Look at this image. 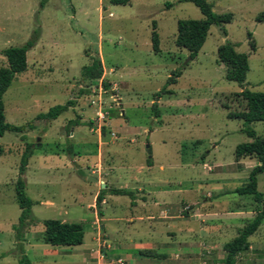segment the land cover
Listing matches in <instances>:
<instances>
[{
  "label": "rangeland",
  "instance_id": "obj_1",
  "mask_svg": "<svg viewBox=\"0 0 264 264\" xmlns=\"http://www.w3.org/2000/svg\"><path fill=\"white\" fill-rule=\"evenodd\" d=\"M208 1L233 19L224 25L228 35L212 25L192 58L176 44L180 19L204 17L190 1L0 0V51L40 30L28 69L4 94L6 120L34 128L0 139V264L19 263V244L32 264H225L224 245L264 202L236 192L257 159L235 158L237 145L253 138L243 119L230 117L246 102L218 62V47L231 41L247 53L245 88L264 91V22L256 20L264 0ZM95 58L104 74L90 82L83 67ZM7 65L0 52V68ZM68 101L74 104L59 118L37 119ZM250 126L264 137V121ZM28 143L34 155L24 178L39 221L18 240L15 184ZM258 189L264 195V173ZM165 210L173 219L160 217ZM46 219L83 223L84 242L47 243L40 237ZM249 241L236 264H264V222Z\"/></svg>",
  "mask_w": 264,
  "mask_h": 264
},
{
  "label": "trees",
  "instance_id": "obj_2",
  "mask_svg": "<svg viewBox=\"0 0 264 264\" xmlns=\"http://www.w3.org/2000/svg\"><path fill=\"white\" fill-rule=\"evenodd\" d=\"M113 4H128L131 0H110ZM193 2L200 8L204 17L201 19H180L178 21V33L176 44L179 47L189 50L192 58H196L202 49L209 35L212 25L222 27L225 35H228L225 24L233 19V13H217L214 11L213 4L208 0H180ZM168 3V6H172ZM258 22H264V11L256 16ZM156 25V22H155ZM40 30L34 31V37L20 46H11L0 52L6 56L8 65L0 68V139L6 132H24L28 127L34 128L33 123L27 125H16L6 120L4 94L14 82L17 74L25 72L28 69V51L34 46L38 39ZM252 39V34H250ZM153 48L160 52V36L155 27L152 33ZM237 44L227 41L218 47V62L227 65L226 77L228 80L236 81L243 87L235 95L243 98L246 102L244 110L231 112V118H241L245 121L246 127L242 129L244 133L252 137L250 142H244L237 145L235 158L237 161L244 157H255L258 164L250 172L249 181L236 189L240 194H250L259 203L264 202V195L258 189V174L264 173V137L257 135L255 129L250 126L255 121H264V91H253L245 88L247 74L249 71V56L247 53L239 52ZM252 49L256 50V43L252 39ZM104 67L101 58H95L90 65L83 67V77L85 80L95 82L103 77ZM74 101H68L65 104H56L47 112L37 115V119L55 120L66 112ZM5 152V148L0 142V156ZM34 155V144L28 143L21 157L19 168V177L16 180L15 191L16 199L21 208V214L18 223L14 226L18 240H24L25 230L32 225H36L39 219L33 214V201L26 191V180L24 174L29 164V159ZM151 163V160H149ZM102 189L97 197L96 204L99 205L104 199ZM112 192L118 195L134 196L133 192L123 188H113ZM264 222V207L260 209L255 216L242 227L238 235L224 245L226 257L225 264H236L240 252L248 250L251 246L249 237L253 235ZM45 230L40 236L41 239L55 246H77L84 242L85 230L81 222H66L60 219H46L43 221ZM22 244L18 245L20 250V259L18 264H32L30 258L26 255ZM148 254L156 253L153 250H145Z\"/></svg>",
  "mask_w": 264,
  "mask_h": 264
},
{
  "label": "crops",
  "instance_id": "obj_3",
  "mask_svg": "<svg viewBox=\"0 0 264 264\" xmlns=\"http://www.w3.org/2000/svg\"><path fill=\"white\" fill-rule=\"evenodd\" d=\"M244 159V158H243ZM240 162H244V161H240ZM258 164V161H257V163H256V165ZM255 165V166H256ZM162 213V216H160L161 218H163V219H168V220H170V219H173V217L174 216H170L169 215V212L167 211V210H165V211H163V212H161Z\"/></svg>",
  "mask_w": 264,
  "mask_h": 264
},
{
  "label": "water",
  "instance_id": "obj_4",
  "mask_svg": "<svg viewBox=\"0 0 264 264\" xmlns=\"http://www.w3.org/2000/svg\"><path fill=\"white\" fill-rule=\"evenodd\" d=\"M148 151H149V145H148ZM95 179H97V178H95ZM105 187H106V184L103 185V188H105Z\"/></svg>",
  "mask_w": 264,
  "mask_h": 264
},
{
  "label": "built area",
  "instance_id": "obj_5",
  "mask_svg": "<svg viewBox=\"0 0 264 264\" xmlns=\"http://www.w3.org/2000/svg\"><path fill=\"white\" fill-rule=\"evenodd\" d=\"M99 114L103 117V114L101 112Z\"/></svg>",
  "mask_w": 264,
  "mask_h": 264
}]
</instances>
